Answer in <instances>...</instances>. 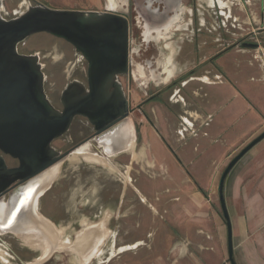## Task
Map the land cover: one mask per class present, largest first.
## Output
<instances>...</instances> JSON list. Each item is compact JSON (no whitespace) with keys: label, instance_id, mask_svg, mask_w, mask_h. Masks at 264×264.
Instances as JSON below:
<instances>
[{"label":"water","instance_id":"water-1","mask_svg":"<svg viewBox=\"0 0 264 264\" xmlns=\"http://www.w3.org/2000/svg\"><path fill=\"white\" fill-rule=\"evenodd\" d=\"M35 33L63 39L87 63L86 80L71 79L62 89V109L56 108L48 98L38 55L18 50V44ZM128 36L129 27L122 12L55 9L41 3L27 5L11 18H5L0 12V200L8 194L0 226L8 223L22 237L53 242L58 248L59 236L55 232L58 225L36 211L32 203L58 176L40 180L43 173L52 167L59 172L60 162L72 153L57 150L52 142L69 131L74 117L80 116L92 126L93 134L85 142L91 144L93 139L103 152L96 154L102 158L110 159L123 153L130 144L134 150V125L119 82L130 64ZM240 46L256 49L260 45L243 42ZM157 76L160 79L161 73ZM168 79L166 75L162 81L166 83ZM124 126L129 133L123 145L112 146L111 152H106L104 147L115 142ZM263 138L264 131L230 159L220 176L218 198L227 228L229 264L236 263L223 194L224 181L237 161ZM3 155L17 160V164L9 167ZM102 228L105 229L104 225ZM50 250L54 248L51 246Z\"/></svg>","mask_w":264,"mask_h":264},{"label":"rangeland","instance_id":"rangeland-1","mask_svg":"<svg viewBox=\"0 0 264 264\" xmlns=\"http://www.w3.org/2000/svg\"><path fill=\"white\" fill-rule=\"evenodd\" d=\"M35 1L55 9L101 10L108 4L109 0ZM110 1L112 3V0ZM2 3L5 7L4 16L11 18L25 9L28 0H2ZM201 5L199 11L203 13L202 16L205 19V25L210 29V32L207 33L210 34L212 40L220 37L232 39L234 38V33H239L238 28H242L245 36V34L251 32L254 27L250 16V10L255 12L256 7L260 10L259 6L249 4L248 7H245V13H241L238 6L233 2L231 5L230 17L226 21V28H223V18L219 16L218 13L220 9L218 7L208 9L202 2ZM207 11L210 13V16L207 15ZM236 17L238 19L235 21ZM207 22L217 29L214 30ZM218 24L221 25V28L217 27ZM238 24L241 27H239ZM182 33V35H184L190 32L188 30ZM202 39H207L206 34L203 33L200 37V40ZM248 40L253 41L252 38H248ZM181 45L184 51L191 49V43L186 40L180 44V46ZM219 47H213L210 53H213ZM167 48L171 50L168 46ZM24 49L29 51L33 49L40 50L45 54V91L50 100L57 99L62 88L68 81L73 79V76L67 72L70 71L71 63L75 58L73 47L48 34L35 33L25 40ZM178 57L179 56L175 57L174 63L179 64L180 58L178 59ZM76 67L79 69L77 75L84 78V74L80 70V63H77L75 68ZM168 70L169 68H166V73ZM128 88L131 93V101L133 104L137 103L140 98H143L145 89L141 88L139 83L133 82ZM156 105V102H151L146 107L148 115L153 120V124H148L145 121L140 123L142 118L139 113H136L132 117L134 123H139L141 125L139 131H137L135 135L138 140V148L136 150L134 148V152L137 153L135 158H132L129 153L115 155L110 158L109 167L103 166L97 162L86 161L83 158H77L75 160H69L68 158L63 160L60 162L56 180L39 197V211L48 219H54L56 225L59 224L62 227L68 225V229H65L67 230V235L66 233L65 235L68 238H70L68 234L73 236V233L78 229L76 225L77 220L85 219L87 215L97 213V210L103 206L102 210L107 213H104L101 220L96 223H100L102 227L104 220L108 217L111 231L115 234V238L113 234H111L104 242L107 243L109 240H114L117 246L116 249L120 247H129L130 249L124 253H116L109 263L104 262L103 264H139L140 262L144 263L145 259L147 264H154L155 261H157L158 229L155 223L150 222L146 226L145 223H143L144 215L150 217V215L157 216L158 214H193L195 216L210 217L212 222L208 225L210 228L209 231H204L201 226V228L196 226L197 234L203 236L205 241L203 245L197 243V238L194 241L197 264L200 263L202 254L216 250V235L214 232L217 229L218 222H222L225 225L218 198L219 179L225 167H220V165L216 163L219 161V155L210 158L208 156L198 158L197 156H200L201 153L190 151L195 143H198L199 139L194 137L198 132V128L195 124L197 122L188 120V122L194 124L193 128L195 132H193L191 128L188 129V135H184L179 142L168 139L167 142L170 148L176 151V155H167L166 161L169 165H172V167H176L175 169H179V163L176 164V162L180 160L184 163L180 165L189 171L193 170L196 165L200 166L201 162H203L202 164H204L208 170L212 168L213 172L211 175L198 176L183 174L180 171L181 168L178 171H175L174 168L169 170V165L158 158V155H160L158 148L160 139L158 138L159 117ZM72 129L75 138L79 139L81 134L77 131L83 130L87 132L90 128L86 120L77 119ZM174 131H176V129H174ZM176 137L178 138L179 136ZM52 145L57 149L65 147L63 142L59 140H55ZM83 146H88L87 151L89 153H95L91 150L88 143ZM183 149L189 150L187 155H185L186 153H181ZM213 159L214 162H212ZM163 198L169 203L171 201H179L178 203L181 205L179 207L175 206L173 209L158 208L154 203H158ZM6 199L7 196L5 200ZM108 200L114 202L110 207L104 206ZM142 201L145 202L142 203ZM187 203L194 204V207L188 208L186 206ZM150 205L156 209V212L151 209ZM214 220H217V222L215 223ZM86 221L88 223H93L88 220ZM82 229L81 226V231ZM224 230L227 242V228L225 226ZM179 231L181 235L185 232V229L180 228ZM79 232L75 234L76 238ZM139 232H141V238L138 239L136 237L139 236ZM0 240V248L7 253V249L13 250L17 256L18 261H12V264H36L41 260V256L38 259L36 258L38 254L41 255L38 249H33L32 251L31 247H26L27 245H23L22 242L13 235H1ZM224 241L223 239V243ZM262 242L264 244V240ZM106 243L105 245L102 244L101 248H105L103 246H106ZM111 251L112 249L110 253ZM100 252L91 259L89 264H95V258H99ZM76 253L77 252H74L77 256ZM9 254L12 255L11 253ZM32 257L35 259L32 260ZM76 258L78 259H76L75 262L70 252L59 251L53 253L49 259L40 264H77V262L79 263V257L77 256ZM6 259L8 263H0H11L8 257H6ZM227 263L229 264L228 261Z\"/></svg>","mask_w":264,"mask_h":264},{"label":"crops","instance_id":"crops-1","mask_svg":"<svg viewBox=\"0 0 264 264\" xmlns=\"http://www.w3.org/2000/svg\"><path fill=\"white\" fill-rule=\"evenodd\" d=\"M224 1L228 3V6L220 7L215 0L220 9V16L223 18V28H226V21L230 17L233 2L241 13H245V7L249 4L259 6L261 11L257 7L255 12L250 10L254 24L252 28L254 40L260 46L253 49L239 45L223 53L216 60L221 71L207 67L209 74L198 75L196 78L198 81L196 80L188 89L196 93L197 87L202 84L205 92V97L200 102L201 109L193 107L189 110L196 119L194 122H197L195 124L198 132L194 137L199 139L190 151L201 153L197 156L198 158L219 155V161L216 163L220 167H225L244 146L264 131V0ZM212 4L208 3L209 6ZM237 19L236 17L235 21ZM200 24H204L203 18H200ZM238 26L241 27L239 24ZM238 29L240 34L244 35L242 28ZM179 43L182 44V42ZM176 44L170 45L172 50L168 49L169 53L165 60L166 68L173 70L170 76L167 74L169 79L173 72L181 67L178 63H174L175 57L182 51L185 52L182 45ZM193 125L186 119L173 123L165 110H162V117L159 116L158 120V130L165 141L172 139L179 142L184 135H188V129L191 128L195 132ZM158 148L160 153L158 158L169 165L166 161L169 154L161 140ZM188 152L189 150H181V153H186L185 155ZM178 163L180 171L187 174L185 167L180 165L184 163L180 160L176 162ZM202 163L200 166H194L193 170H188L189 174L211 175L212 168L208 170ZM172 168L174 167L169 165V170ZM223 194L231 223L235 263L264 264V244L262 242L264 240V138L245 153L229 171L224 181ZM178 202L169 203L163 198L154 204L158 208L173 209L181 205ZM186 206L193 208L194 204L187 203ZM150 207L156 212L152 205ZM214 221L217 222V220ZM150 222L155 223L158 229V259L154 264H197L194 241L197 238V243L201 245L205 244V241L203 236L197 234L196 226L209 231L208 225L212 222L210 217L193 214H158L157 216L150 215V217L144 215L143 223L147 226ZM224 226L226 227L222 222H218L214 232L216 250L202 254L199 264H228ZM180 228L185 229L181 235ZM139 233L136 237L138 239L141 238V232ZM126 248L129 247L114 248L110 254L114 256L120 251L130 250ZM139 264H147L146 259L144 263Z\"/></svg>","mask_w":264,"mask_h":264},{"label":"flooded vegetation","instance_id":"flooded-vegetation-1","mask_svg":"<svg viewBox=\"0 0 264 264\" xmlns=\"http://www.w3.org/2000/svg\"><path fill=\"white\" fill-rule=\"evenodd\" d=\"M213 2L212 6L208 5V2L205 0H112V5L107 4L101 10H94L98 12L109 11L110 13H118L122 12L125 14V20L128 23L129 27V67L128 72L125 75L119 77V82L122 86V90L124 92L125 98L128 102V116L132 121L133 115L139 113L142 120L140 123L145 121L148 124H153L152 118L147 113V105L151 102H156V108L158 111V117H162V110H165L167 114L170 116V120L173 123H179L180 121H184V119L195 121L194 117L190 114V109L193 107L200 108V102L203 101L205 97V92L202 84L197 87L196 93L192 90H189L191 84H193L196 80L198 81L197 76L203 74H209L207 71V67L213 68L215 71L220 72L221 68L217 64L216 60L225 52L230 51L236 47H238L243 42L246 43H255L254 33L247 32L244 35L242 33H234V38L228 39L224 38H216L215 40L211 39L210 29L205 25V19L203 18V13H200L199 7L202 6L201 2L204 3L208 9L216 8L217 4L215 0H211ZM40 2L35 0H28L27 5H36ZM42 4V3H41ZM26 5V6H27ZM26 8V7H25ZM4 5L1 0L0 12L4 16ZM206 10V9H205ZM219 16L221 15L220 12ZM207 15L210 16V13L207 11ZM202 16V17H201ZM5 18H8L4 16ZM200 18H203L204 24H200ZM209 25L210 23L207 22ZM210 27H213L210 25ZM218 28H221V25L218 24ZM186 28V29H185ZM214 30L217 28L213 27ZM189 30V34L185 33L182 35L183 31ZM206 34L207 39L203 41L200 40V37L203 33ZM206 31V32H205ZM47 34V33H45ZM50 35V34H48ZM241 35V36H240ZM53 38H56L50 35ZM248 38H252L254 41L248 40ZM60 41H64L63 39L56 38ZM187 41L191 43V49L181 52L178 54L179 65L180 68H177L170 79L164 83L162 79L167 75L165 60L169 53L167 48L168 44H174L176 42H184ZM66 42V41H64ZM67 43V42H66ZM258 43V42H257ZM69 44V43H68ZM70 45V44H69ZM25 41L18 44V50L21 53L29 54L36 53L39 58V62L42 67V71L44 72L45 79V54L40 50H25ZM71 46V45H70ZM221 46V47H219ZM213 47H219L213 53H210V50ZM74 49V48H73ZM74 61H72L70 66L69 74L73 76V79H79L81 81L86 80V69L87 63L86 61L75 52ZM77 63H80V70L84 74V78L78 74V67L75 68ZM165 69V73L163 72ZM66 72V71H65ZM71 72V73H70ZM158 72L161 73L160 79H158ZM133 82L139 83L141 88L145 89L143 94V98L133 104L131 101V93L129 91V86L133 84ZM45 83V82H44ZM64 88V87H63ZM62 88V89H63ZM62 91V90H61ZM61 91L57 99L50 100L53 105L62 109L63 105L60 101ZM77 119H84L80 116L74 117L69 131L65 133L62 137L56 139L65 145V147L57 149L61 152L70 151L73 152L84 144L87 138H89L93 134L92 126L89 125V131L84 132L83 130L77 131L81 134L79 139H76L73 135V126L77 122ZM201 119V118H200ZM86 120V119H84ZM135 135L137 131H139V127L141 125L138 123H134ZM193 124V123H192ZM158 137L164 143L165 148L167 149L168 154L176 155V151L170 148V145L165 138L158 130ZM55 141V140H54ZM53 141V142H54ZM138 140L135 138V150L138 148ZM52 142V144H53ZM90 148L93 152L98 154H103L100 148L96 146V143L93 139H91ZM53 146V145H52ZM55 148V147H54ZM5 161L9 167L15 166L17 164V160L10 158L9 156L3 155ZM187 174H189L188 169L185 170ZM6 196L3 197L5 200ZM114 202L108 200L104 206L110 207ZM103 206L97 213L89 214L85 217L86 220L90 222H98L101 220L102 215L105 211L102 210ZM52 222L55 220L50 218ZM80 220L76 221V225L78 229L73 233V236H68L73 239L74 234L78 232L80 227ZM109 218L104 223V228L109 233V235L113 234L110 227ZM58 226H61L58 224ZM82 226V225H81ZM62 227V226H61ZM64 229H68V225L63 227ZM67 230H65V233ZM12 235V234H10ZM108 235V238L110 237ZM115 238V234H113ZM1 237V235H0ZM112 239V238H111ZM1 241V240H0ZM106 242H103L105 245ZM124 246V245H121ZM105 248H101V254L98 256L99 258H95V264H103L104 262L109 263L112 259V255L110 254V250L117 248L115 241L109 240L106 243ZM119 248V247H118ZM121 248V247H120ZM129 249V248H126ZM6 257H8L12 261H18L17 256L13 252V250L7 249ZM33 251V250H32ZM119 252V253H124ZM11 253L12 255H10ZM107 255V256H105ZM38 256V255H37ZM34 260V257H32ZM91 261V260H90ZM6 262L8 263L7 259ZM5 262V263H6ZM4 263V262H1ZM0 263V264H1Z\"/></svg>","mask_w":264,"mask_h":264},{"label":"bare ground","instance_id":"bare-ground-1","mask_svg":"<svg viewBox=\"0 0 264 264\" xmlns=\"http://www.w3.org/2000/svg\"><path fill=\"white\" fill-rule=\"evenodd\" d=\"M205 1L208 2L209 5L212 4L211 0H205ZM217 3L219 4L220 7L228 6V3H226L224 0H217ZM110 4L112 5L111 1L109 0L108 5L110 6ZM167 46L172 50V47L170 46V44H168ZM171 70L169 69L167 71V74L169 76L172 73ZM128 133H129L128 127L124 126L119 131V133L115 139V142L112 143V145H106L104 147L106 152H111L112 146L118 147V146L123 145L126 137H128ZM122 148H125V147L123 146ZM87 149H88V146H83L81 148L79 147L78 149H76L75 151H73L69 155V157H68L69 160H75L77 158H83L86 161L97 162V163H100L106 167L110 166V162H109L110 159L102 158L101 156L97 155L96 153H89L87 151ZM123 153H129L132 156V158H135L137 156V153L134 152V150H133L132 144H130L128 149L125 150V152H123ZM119 154H121V153H119ZM57 174H58V168L52 167L43 173L40 180H44V179L45 180L46 179L51 180L52 178H55ZM36 200H37L36 202L33 201L32 207L36 211H39V207H38L39 197ZM6 208H7V203L5 202V200H0V218L1 219L4 218V215L6 213ZM104 213H107V212H104ZM107 219H108V217L104 220L102 225H104V223ZM1 223L5 224V222H2V221H1ZM80 224L82 225L83 229H82V231L80 229L79 230L80 232L78 231L79 234L77 235V238L75 235L77 233L76 232L74 234L73 239L68 238L66 236L67 234L65 235V229L63 227L57 226V231H55V232L59 236L58 248L53 246L54 245L53 242H52V244H48L47 242L45 243V242H41V241L32 239L31 237H29L27 235L22 237L21 235H19L18 232H16V230L13 229V227H10L8 223L6 225L0 226V235L12 234L15 238L20 240L23 245L25 244V245H27L26 247H28V246L31 247L32 248V249L30 248L31 250L38 249L40 251L41 255L38 254V256L36 258L38 259L41 256V260H39L36 264H40V263L46 261L47 259H49L50 256L53 255V253L59 252V251L70 252L73 255L74 261L76 259H78V258H76L78 256L79 257V263L77 262V264H89L90 260L99 254V252L101 250V245L103 244L104 240L107 239L109 233H107V231L101 227L100 223H88L85 219H82L80 221ZM81 225H80V227H81ZM50 235H52V234H50ZM51 246H52V249L54 248V251L50 250ZM121 248L124 249L125 247H121ZM74 252H77L76 253L77 256L74 254ZM6 256H7L6 252L2 248H0V262L5 263L6 262Z\"/></svg>","mask_w":264,"mask_h":264}]
</instances>
